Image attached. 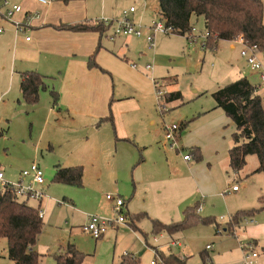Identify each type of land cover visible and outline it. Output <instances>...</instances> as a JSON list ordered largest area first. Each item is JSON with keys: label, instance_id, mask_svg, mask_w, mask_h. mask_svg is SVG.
<instances>
[{"label": "rangeland", "instance_id": "rangeland-1", "mask_svg": "<svg viewBox=\"0 0 264 264\" xmlns=\"http://www.w3.org/2000/svg\"><path fill=\"white\" fill-rule=\"evenodd\" d=\"M111 4L117 16L133 6L136 12L130 16L143 26H148L158 15L154 16L158 8L156 0H114ZM192 25L197 33H204L202 18L194 17ZM218 42L221 47L229 44L224 40ZM132 43L133 54L127 59L133 68L129 64L122 66L119 74L123 78L115 77L114 97L118 100L115 114L112 100L108 113L112 122L99 118L89 123L72 114H57L56 109H50L49 88L40 91L35 104L26 103L21 97L18 79L13 78L10 83L6 80L2 91H7L0 97V130H3L0 170L10 181L18 180L21 171L29 169L32 163L38 164L43 172L45 196L41 207L45 211L35 245L42 255L41 264H55L54 255L62 253L68 244H74L83 253L81 264H150L151 260H161L159 248L173 254L183 250L186 264H203L204 256L200 251L205 250L207 244L215 246L214 250L206 251L210 264H227L229 257L224 247L234 241L239 245V240H244L236 228L234 232L238 237L232 233L225 235L222 226L230 216L228 212L256 208L258 197L264 196V173H253L258 166L256 155H247L244 166L237 171L229 167L225 150L232 145L235 126L222 109L214 108L211 95L219 86L237 79L238 69L226 73L224 61L215 48L191 43L186 34L159 33L153 48L143 37L134 38ZM230 54L232 63L248 73L249 79L258 86V74L247 66L239 47L235 46ZM147 64L151 69L146 70ZM130 80H135L138 86H130ZM155 81L166 92L163 98L157 97L155 85L154 92L150 91ZM46 84L57 92L55 80L46 79ZM258 88L264 102V88ZM172 91H179L182 97L168 100L167 95ZM188 120L187 126L180 130L178 146L165 147L164 126ZM123 133H127L131 142L119 140ZM192 141L202 145L204 162L189 171L183 155H190L191 150L182 148L181 143L185 147ZM141 156L146 161V182L138 183L133 169L141 163ZM155 161L159 162L161 170L151 177L148 169L154 167ZM188 163H195L193 155ZM58 164L82 165V185L53 181ZM196 178L205 184L214 180L215 184L203 194ZM234 184L238 185V191L231 190ZM106 193L121 195L126 203L125 211L128 208L130 212L146 214L137 217L132 224L126 211L124 224L110 227L102 238L94 239L82 231L81 226L88 214L113 216L112 202L105 198ZM198 204L203 206V212L195 211L197 216L215 217V222L220 223L218 228L215 222H196L176 232L151 231V219L164 224L178 222L186 207ZM252 217L256 219L255 214ZM173 240L181 241L182 248L172 245ZM254 250L264 254L259 247ZM0 264H15L7 257L4 237H0Z\"/></svg>", "mask_w": 264, "mask_h": 264}, {"label": "crops", "instance_id": "crops-1", "mask_svg": "<svg viewBox=\"0 0 264 264\" xmlns=\"http://www.w3.org/2000/svg\"><path fill=\"white\" fill-rule=\"evenodd\" d=\"M2 1L3 0H0V27L3 29L0 36V84H2L0 85V97H3L7 91H2L5 87L6 80L10 83L11 79L17 78L19 87L21 73L32 70L46 76L48 79L56 81L58 100L55 105L52 104L50 109H56L57 114L68 113L82 118L81 121L87 120L89 123H95L99 118L102 119L108 116V113H110L109 102L111 100V108L115 114V107L118 100L114 97L115 77L120 79L123 78L119 74V69L122 68V66L127 67L129 64L130 67H132V63L127 57H131L133 54L132 42L136 37L121 36L117 37V40H115L116 38L111 40L107 36L108 30L102 34L94 30L72 31L57 27L62 24H73L77 22L92 23L96 18L102 16L116 17L118 13H114L113 5L111 4L114 0H51L46 4L38 3L35 0H6L9 5L19 4L22 7L20 12L14 13L9 19L4 17L6 15V6L2 4ZM156 4L158 6L157 0ZM156 9L157 13L154 10V16L158 14L159 7ZM199 18L201 19L202 17H195L197 20ZM18 23L25 26L26 30L24 32L16 31L15 27ZM26 37H29V39H26ZM221 41L222 40H220V42ZM98 43H100V48L95 54L97 67H89L87 63L88 57L93 54ZM235 46L238 45L231 42H229L227 47H221L220 44H217L215 51H217L219 58L223 59L226 73L233 72L234 70V72H236V69H238V78L245 76L252 82L251 79H249L248 73L240 71L241 69L232 63L230 53L235 49ZM135 75L137 79H140L141 76L137 72H135ZM129 83L130 86H138L135 80H130ZM150 91L154 92V83H152ZM259 92H261V90L258 88V93ZM185 122L186 127L189 120ZM181 129H183L182 125ZM120 136L119 140L131 142L127 133H123ZM182 136H180V142L182 141ZM181 147L190 150L198 147L201 152L200 160H196L193 156L195 159V163L193 164H189V160H183L189 171H193L197 165L203 164V149L200 143L192 141L186 144L185 147L181 143ZM228 149L229 147L227 151L225 150V158L229 163ZM190 155L192 154L190 153ZM132 160H136L135 157ZM132 160L128 162H132ZM140 162L141 163H137L138 165L133 169L134 179L138 183L143 181L146 182L144 171L147 170V167L145 166L146 161L145 159L143 160L142 156ZM58 165L61 166L60 164ZM69 166L73 165H63L61 167ZM160 170L161 166H159V162L155 161L154 167L148 169L151 173V175H149L151 177L152 175L157 176ZM255 173L258 174L262 172ZM83 178L84 170L82 181ZM196 180L199 182L197 184L198 189H201L203 194H205L209 186H214L215 184L214 180L211 182L209 181L207 184L197 178ZM41 188L45 193L44 185ZM238 190L239 187L235 191ZM260 197H263V195L259 196L258 199ZM251 208L255 207L236 209L232 212L229 211L228 214L232 215L239 210H248ZM126 211L130 216H134L132 219L130 217V222L132 224L135 223L137 219L135 215H140L141 213L146 214L144 211L138 213L130 212L128 208ZM202 212L203 206H201L198 213L202 214ZM252 216H250V218L253 219ZM255 218L256 219H253L251 223L233 226L231 228L232 230L225 229L226 223L222 228L225 235L232 233L238 237V234L234 232L236 228V230H239V235L243 236V241L251 242L254 248L259 247L264 252V210L255 213ZM218 225H220V223H218ZM218 225L217 228L219 227ZM170 243L177 247L181 246L180 248H182V243L179 240H173L170 241ZM224 248L229 257L227 264H241L242 250L235 241L233 244ZM214 249L215 248H213V250ZM206 251V249L200 251L202 257L209 256ZM159 252H161V254L172 253L166 251L164 248H159ZM185 254L186 252L182 250L180 254L176 255H179L186 261L187 257ZM257 258L255 264H264V254L260 255L258 252Z\"/></svg>", "mask_w": 264, "mask_h": 264}, {"label": "trees", "instance_id": "trees-1", "mask_svg": "<svg viewBox=\"0 0 264 264\" xmlns=\"http://www.w3.org/2000/svg\"><path fill=\"white\" fill-rule=\"evenodd\" d=\"M68 1V0H64ZM158 17L165 26L171 27L172 33L185 35L192 26L194 17H202L204 28L209 32L205 47L214 49L220 40H230L242 34L249 44H256L264 51V21L262 0H157ZM72 31L94 30L104 33L107 29L100 24L77 22L57 26ZM100 48L98 43L95 51L88 57V66L97 67L95 54ZM46 76L37 71H24L20 75V94L26 103L35 104L41 90L49 88L52 104L58 100V92L46 84ZM215 107L222 109L235 126L231 134L232 145L228 149L229 167L239 170L245 164V157L257 156L258 166L255 172L264 173V102L258 93V86L252 84L245 76L230 81L212 92ZM168 100L179 99V91L169 92ZM112 122L111 114L102 118ZM182 128L186 122H183ZM3 130H0V136ZM191 154L196 160L201 159L199 148H193ZM83 167L55 166L53 181L71 185H82ZM199 207L188 206L183 212V218L178 222L164 224L152 219V232L166 230L176 232L189 225L202 222L214 223L211 216H197ZM264 210V196L259 199V206L248 210H239L230 215L226 230L240 224L243 217L252 216ZM145 214H137L136 217ZM131 219L134 216H130ZM216 226L218 225L217 222ZM43 221L38 216L37 209L32 203L19 200L12 192L0 191V237L7 240V257L15 264H41L42 255L37 252L35 245L42 230ZM159 257L163 264H186L184 258L169 253ZM55 264H81L84 255L74 244L66 245L62 253H56ZM205 256L203 257V259ZM136 262V261H135ZM121 264H131L122 262Z\"/></svg>", "mask_w": 264, "mask_h": 264}, {"label": "built area", "instance_id": "built-area-1", "mask_svg": "<svg viewBox=\"0 0 264 264\" xmlns=\"http://www.w3.org/2000/svg\"><path fill=\"white\" fill-rule=\"evenodd\" d=\"M38 3L46 4L51 0H35ZM2 4L6 6V19L11 18L14 13L20 12L22 7L19 4L9 5L6 0L2 1ZM135 12V8L130 6L127 10H123L119 16L106 17L102 16L96 18L93 22L100 24L108 30V38L113 40L121 36H133L143 37L147 44L153 48L155 46V37L159 33L169 34L172 33L171 27L165 26L163 22L157 18L151 21L148 26H143L136 23L130 15ZM17 32H24L25 26L22 24H16ZM106 30V31H107ZM3 29L0 27V36ZM194 25L191 26L190 30L186 34L190 39L191 43L200 44L202 47L206 45L209 32L205 29L204 33H197ZM29 39V37H26ZM229 42L238 45L240 55L245 59L247 66L250 70L255 71L259 77L258 87L264 88V51L260 50L256 44H249L246 42L244 36L239 34L234 38L228 40ZM151 69V65H146V70ZM155 87L157 88V97L163 98L166 93L160 85L155 81ZM181 129V124L166 125L163 128L164 131V142L163 145L170 149H175L178 146V137ZM184 160H190L189 154L183 155ZM27 178V179H26ZM43 172L36 163H32L30 168L22 170L19 174V179L16 181H10L5 179L3 172L0 170V191L8 190L12 192L19 200H25L30 203L35 202L34 205L37 209L38 216L43 217L44 209L41 207V201L45 196L43 189L44 185ZM238 189V185L234 184L231 186V190L235 191ZM105 198L113 203L112 210L113 216H103L98 214H88L84 224H82V231L89 234L94 239L101 238L104 233L113 226L124 224L126 222L125 217V200L118 194L106 193ZM201 205L197 208V213L200 211ZM241 222L251 223L253 219L250 216L243 217ZM220 232V230H217ZM235 235V234H234ZM240 248L243 251L242 261L243 264H255L258 252L254 250V246L251 242H243L239 240ZM213 244H207L205 249L213 250ZM157 254V249H155ZM151 264H163L160 260L156 262L151 261ZM203 264H210L209 256H205Z\"/></svg>", "mask_w": 264, "mask_h": 264}]
</instances>
